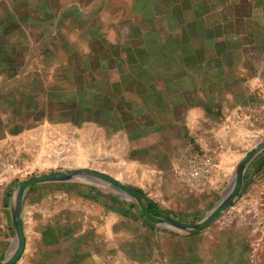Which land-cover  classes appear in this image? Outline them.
Masks as SVG:
<instances>
[{
	"label": "crops",
	"instance_id": "crops-1",
	"mask_svg": "<svg viewBox=\"0 0 264 264\" xmlns=\"http://www.w3.org/2000/svg\"><path fill=\"white\" fill-rule=\"evenodd\" d=\"M113 1L0 0V165L103 174L145 195L155 217L191 224L173 203L213 189L207 172L221 175L216 145L232 140L238 91L264 78V0ZM196 152L210 171L188 167ZM98 185L29 190L15 264L241 263L233 226L205 238L154 223ZM10 202L0 199V233L7 212L15 230Z\"/></svg>",
	"mask_w": 264,
	"mask_h": 264
},
{
	"label": "rangeland",
	"instance_id": "rangeland-1",
	"mask_svg": "<svg viewBox=\"0 0 264 264\" xmlns=\"http://www.w3.org/2000/svg\"><path fill=\"white\" fill-rule=\"evenodd\" d=\"M112 3L113 7H119V3L121 2L114 0ZM121 13L114 14L113 20H118ZM208 49L212 50V48ZM3 53L4 51L0 50V57ZM34 66L33 68H35ZM245 84H247V91L240 90L237 94L240 101L238 112L233 116V127L230 131L232 140L228 139L222 145H216V153L220 156L218 158L222 156V160L224 159L221 175L213 177L215 170L210 171L213 166V161L210 160L212 157L203 155L202 152L200 154L198 152L192 154L191 159L188 161V167H191V171L204 173L206 169H209L210 172H207L209 175L206 180L208 183L212 180L213 189L210 188L211 190H208L206 193L192 195V200L187 197V194L185 195L186 200H175L173 208L179 214L177 219L181 222L198 223L211 212L219 202L230 180H232L239 162L247 154L254 153L257 147L264 142V78L256 77L249 82H245ZM228 100L225 106L231 105L230 99ZM232 106L230 107L235 109L236 106ZM211 152L215 153L213 150ZM15 163L17 164V168L13 167L15 173L13 176L10 174L12 176L10 179V175H7L8 167L0 165V199L4 195L6 203L11 201L15 187L22 180L32 175L40 174L37 169L23 167L22 162L21 164L20 162ZM195 177L200 178L202 181L205 179L204 176L200 177V174ZM4 186H7V188H3ZM34 187H31L29 190ZM26 195L22 200L23 202ZM199 195L201 199L198 202H194L196 200L195 196L197 198ZM189 202L192 205L187 208ZM3 207L0 210V214L4 213ZM5 207L7 208L5 212H7L9 208L7 205ZM175 210L173 211L175 212ZM231 226L234 227V232H237L239 235L240 256L242 257L240 264H264V148L248 162L237 199L206 230L205 238H210L212 234H217L223 228ZM27 229H31L29 222ZM143 230L144 226L139 227V229L137 228L136 232L140 233ZM9 232L14 236L16 235L7 212L5 229L1 230L0 233V264L3 263L12 248V245L10 246L8 241L5 240ZM110 263L124 264V260L116 256L113 257Z\"/></svg>",
	"mask_w": 264,
	"mask_h": 264
},
{
	"label": "water",
	"instance_id": "water-1",
	"mask_svg": "<svg viewBox=\"0 0 264 264\" xmlns=\"http://www.w3.org/2000/svg\"><path fill=\"white\" fill-rule=\"evenodd\" d=\"M263 148L264 142L261 143L259 147H257L254 153L247 154L243 160L239 162L236 172L232 180H230L227 188L221 195L219 202L200 222L194 224H182L177 221L168 220L160 210H157V214L160 216V218L155 217L148 210L146 202L149 199L145 195H142L135 189L103 174H98L87 170H56L27 177L15 187L13 197L11 198L10 211L14 222L16 238L10 253L2 264H15L24 252L25 236L21 219L23 204L22 200L24 199L28 190L33 186L46 183L81 182L83 180L89 181V183L99 186L98 184L103 181L106 182V186L111 188L118 196L131 198L137 204L141 213L147 220L154 223H158L163 220L178 230L191 234H198L208 229L219 218V216L228 209L231 203L237 199L248 162L251 161L256 156V154H259Z\"/></svg>",
	"mask_w": 264,
	"mask_h": 264
},
{
	"label": "trees",
	"instance_id": "trees-1",
	"mask_svg": "<svg viewBox=\"0 0 264 264\" xmlns=\"http://www.w3.org/2000/svg\"><path fill=\"white\" fill-rule=\"evenodd\" d=\"M150 210H152V207H150Z\"/></svg>",
	"mask_w": 264,
	"mask_h": 264
},
{
	"label": "bare ground",
	"instance_id": "bare-ground-1",
	"mask_svg": "<svg viewBox=\"0 0 264 264\" xmlns=\"http://www.w3.org/2000/svg\"><path fill=\"white\" fill-rule=\"evenodd\" d=\"M26 234V233H25Z\"/></svg>",
	"mask_w": 264,
	"mask_h": 264
}]
</instances>
